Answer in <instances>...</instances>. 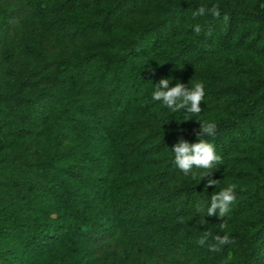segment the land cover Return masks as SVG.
Segmentation results:
<instances>
[{"label": "trees", "instance_id": "16d2710c", "mask_svg": "<svg viewBox=\"0 0 264 264\" xmlns=\"http://www.w3.org/2000/svg\"><path fill=\"white\" fill-rule=\"evenodd\" d=\"M42 2L0 0V7L5 12L4 19L0 21V30H16L22 21L33 15L39 19L45 18L47 13L41 6ZM77 4L91 5L94 18L83 23L69 18L50 21V34L55 41L74 42L80 36L114 31L138 11L153 18L159 17L150 23L145 34H139L134 39H109L108 44L120 43L127 50L123 56L116 58L95 52L96 57L80 59L81 65L75 71L79 76L97 63L104 65L97 81V90L108 76H116V70L123 68L131 74L135 91L146 84L148 81L138 63L137 48L152 51L164 47L187 18H195L201 32L193 30L195 23L190 28L189 36L177 41L178 51L159 67L166 73L175 72V67L184 66L191 60L212 57L214 44L217 41L230 44L239 22L247 17L243 3L236 4L234 11H219V17L210 12L193 16V12L204 6L195 0H186L174 6L166 5L162 0H62L60 3L71 8ZM248 14L252 19L264 21L263 12L248 11ZM38 52L44 58L54 49L41 38ZM111 63L114 65L108 69ZM64 86L61 71L50 65L39 71L35 81L23 78L21 73L16 74L10 83L0 79V130L8 125L10 133L19 132L18 125L8 121L14 114L20 115L22 123L34 125L41 122L55 107L58 89ZM110 90L116 104L121 98L125 97L126 101L130 98L128 83L124 81L116 80ZM221 97H229L227 115L216 123L214 136L202 138L214 145L224 164L234 159L233 155L242 143L264 144V80L205 87L201 105ZM72 102L79 112L94 110L93 103L88 101L75 98ZM75 128V115L66 110L59 123L58 136L65 141ZM119 130V127L109 125L102 132L103 136H110ZM180 136H186L190 143L197 142L192 130L180 127L165 134L152 150L163 149ZM68 155L70 153L64 151L59 156L63 159ZM77 160L82 167L89 168L95 162V157L92 150L82 147ZM6 161L10 164V161ZM179 171L172 151L160 169L147 173L144 179L167 181ZM81 179L83 185L76 189L66 177L43 176V185L48 184L53 196L37 203L30 200L27 189L20 191V198L31 206L43 205L46 213L40 217L11 213L5 218L7 241L0 244V264H95L100 258L108 254L117 255L118 252L125 256L138 254L143 261L137 264H145L150 255H158L167 264H264V208L249 230L221 229L218 223L236 217L238 210L250 209L261 202L264 199V186L254 191L236 190L233 202L236 208L231 207L232 203L224 218L221 219L217 213L203 221H194L187 218L189 214L196 211L197 205L210 206L212 194L221 189L197 187L180 181L167 192H162L142 186L140 176L120 177L111 181L108 175L101 173L87 174ZM205 232H211L213 236L228 233L232 242L221 246L220 251H211L208 244L214 242L212 238L204 246L198 244Z\"/></svg>", "mask_w": 264, "mask_h": 264}, {"label": "rangeland", "instance_id": "374dc122", "mask_svg": "<svg viewBox=\"0 0 264 264\" xmlns=\"http://www.w3.org/2000/svg\"><path fill=\"white\" fill-rule=\"evenodd\" d=\"M162 1L166 5L174 6L183 4L186 0ZM195 1L207 9L218 6L221 12L234 11L236 4L243 3L247 17L239 22L235 38L230 44L217 41L212 57L191 60L184 66L175 67V72L166 73L159 67L178 51L177 41L189 36L192 31L190 28L196 23L195 18H187L174 38L164 47L152 51L137 48L138 63L148 82L136 91L132 76L125 68L116 70V76H108L104 83L98 85L99 90L96 86L104 69L103 64L97 63L92 69L80 73V76L75 71L77 66L81 65V58L96 57L95 52H103L116 58L123 56L127 50L120 43L108 44L109 39H134L139 34H145L150 23L159 17L153 18L138 11L114 31L80 36L74 42H60L51 37L49 22L58 18H69L83 23L94 18L93 8L83 4L71 8L61 6L62 0H43L41 6L47 13L45 18L39 19L33 15L22 21L16 30H0L2 82H12L18 73H21L23 78L35 81L39 71L50 65L61 71L65 84L64 88L58 89L55 107L41 122L34 125L22 123L20 115L14 114L8 121L16 123L19 132L10 133L8 125L0 130V207L4 205L0 208V244L7 241L4 226L5 218L9 214L21 213L40 217L46 213L43 205L31 206L20 198V191L27 189L30 200L34 203L51 199L52 189L48 184L43 185V176L47 174L55 178L66 177L76 189L83 185L81 176L92 173L106 174L111 181L120 177L140 176L143 179L142 186L162 192H167L180 181L197 187L207 184V178L201 180L200 177L204 170L195 167V177L191 174L185 176L179 171L167 181H149L144 178L147 173L160 169L165 158L181 139L190 143L186 136H180L167 143L165 148L154 151L152 149L157 141H161L165 134L180 127L196 134L200 129L197 120L217 123L227 115L229 97L203 102L201 113L193 115L186 110L171 111L162 101H154L152 93L156 84L165 78H170L169 87L175 86L179 81L189 88L197 82H202L204 87H216L237 81L249 83L264 80V21L252 19L248 14V11L264 13V0ZM4 15V9L0 7V21L4 19ZM41 38L48 41L54 49L52 54L44 58L38 52ZM239 38L245 40L241 41ZM113 65L114 63H111L108 69ZM116 80L128 83L130 92V98L127 101L125 97L121 98L118 104L115 103L110 90ZM75 98L93 103L94 110L88 113L79 112L72 105ZM66 110L74 113L76 128L62 141L58 136V129ZM109 125L117 126L120 130L110 136H103V128ZM82 147L92 150L95 157V162L89 168L82 167L77 160ZM64 151L70 155L61 159L59 155ZM233 156L231 162L216 166L218 169L213 171L212 179L218 180V184L213 187L223 189L231 183L237 185L236 190L254 191L263 187L264 144L242 143ZM6 160L10 161V164H7ZM207 206H204V213L193 211L187 218L194 221L205 220ZM231 207L235 209L236 203ZM263 208L264 199L250 209L238 210L236 217L219 221V226L225 223L226 230H249ZM142 261L136 253L125 256L118 252L117 255L108 254L100 258L95 264H137ZM145 264L167 263L158 255H150Z\"/></svg>", "mask_w": 264, "mask_h": 264}, {"label": "clouds", "instance_id": "9594fccd", "mask_svg": "<svg viewBox=\"0 0 264 264\" xmlns=\"http://www.w3.org/2000/svg\"><path fill=\"white\" fill-rule=\"evenodd\" d=\"M206 12H210L212 15L219 17L220 12L218 6H213L210 9H206L204 6L193 12V16H203ZM196 33L201 32V26L199 24L194 25L193 29ZM170 78L161 79L156 84L155 90L152 93V99L154 101H162L171 111L177 112L186 110L187 113L193 115H199L202 111L201 102L205 96V87L202 82H197L193 87H186L183 83L177 82L175 86L169 87ZM200 129L196 133L197 142L188 143L181 139L172 148L174 152V162L177 168L185 175L191 174L193 177L197 175L193 171V167L203 169L200 173L201 180L207 178V184L205 187H212L218 184V180L212 179V173L216 166L223 163L221 156L216 153L213 144L203 139L204 136H214L217 130L215 122L199 121ZM237 185L234 183L228 184L219 192L212 194L210 200V206L206 208V216L211 217L218 213L219 217L224 218L228 212L230 205L235 201ZM196 212L204 213L205 207L202 205L196 206ZM206 222V221H205ZM226 226L225 223L220 225L221 229ZM209 238H212L213 243H209L208 247L211 251H220L221 246L231 243V239L228 233L223 236H213L211 232H205L203 236L198 240L200 246H204Z\"/></svg>", "mask_w": 264, "mask_h": 264}]
</instances>
